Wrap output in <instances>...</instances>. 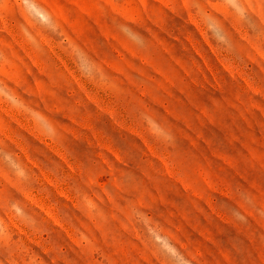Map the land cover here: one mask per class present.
Listing matches in <instances>:
<instances>
[{"label":"rangeland","instance_id":"rangeland-1","mask_svg":"<svg viewBox=\"0 0 264 264\" xmlns=\"http://www.w3.org/2000/svg\"><path fill=\"white\" fill-rule=\"evenodd\" d=\"M0 264H264V0H0Z\"/></svg>","mask_w":264,"mask_h":264}]
</instances>
